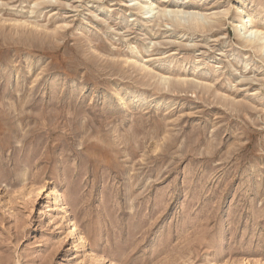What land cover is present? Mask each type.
<instances>
[{
    "label": "rangeland",
    "instance_id": "374dc122",
    "mask_svg": "<svg viewBox=\"0 0 264 264\" xmlns=\"http://www.w3.org/2000/svg\"><path fill=\"white\" fill-rule=\"evenodd\" d=\"M192 3L0 0V264H264V0Z\"/></svg>",
    "mask_w": 264,
    "mask_h": 264
},
{
    "label": "bare ground",
    "instance_id": "6f19581e",
    "mask_svg": "<svg viewBox=\"0 0 264 264\" xmlns=\"http://www.w3.org/2000/svg\"><path fill=\"white\" fill-rule=\"evenodd\" d=\"M129 3H130L129 5L126 4L128 5L126 7L132 8L131 10H134V12L136 11L138 15H141L142 18L141 17L140 18L142 20L144 19L149 23L156 22L157 20L160 21L164 18L165 23L162 21V24L164 23V26L169 25V23H171V26L175 28L183 27L185 29L187 28V30H193V31L200 30L203 33H205V31H208V28L211 29L217 28L219 24L223 26V22H222L223 19L216 18L218 14L214 13L207 15L208 10H206L204 6L198 3L188 4V0H184L183 2H180V0L176 2L174 1L170 2L168 0L163 3H159V5L154 3L153 0H129ZM243 9H244L243 6L237 8L238 21L236 22L237 25L235 26V30L237 31L242 30L243 42L246 45V47L255 50L257 53L264 54V27L253 23V20L250 17V15L246 13ZM243 13H244V17L241 16V14ZM16 21L18 22L19 20ZM17 22L16 24L20 23ZM212 23L214 24L212 25ZM55 30L56 29H54V31ZM169 75H171V73ZM173 77L175 78V76ZM170 78L172 77L170 76L169 79ZM176 78H178V76ZM80 241L82 243L85 242V238L81 236Z\"/></svg>",
    "mask_w": 264,
    "mask_h": 264
}]
</instances>
